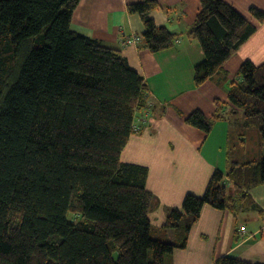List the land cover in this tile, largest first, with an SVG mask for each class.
<instances>
[{
	"label": "trees",
	"instance_id": "obj_1",
	"mask_svg": "<svg viewBox=\"0 0 264 264\" xmlns=\"http://www.w3.org/2000/svg\"><path fill=\"white\" fill-rule=\"evenodd\" d=\"M79 1L0 0V264H172L203 206L235 219L262 215L249 190L264 185V158L229 161L201 196L187 194L180 207L163 209L160 226L152 223L159 204L146 188L148 169L122 160L149 89L117 50L71 31ZM198 3L188 32L204 56L195 87L226 78L223 65L257 29L223 0ZM173 9L155 0L127 5L151 53L177 36L149 14ZM248 14L264 22V12ZM236 75L228 114L264 138V63L245 60ZM213 104L211 116L195 110L185 124L208 134L225 119V104ZM212 264L254 263L222 256Z\"/></svg>",
	"mask_w": 264,
	"mask_h": 264
},
{
	"label": "crops",
	"instance_id": "obj_2",
	"mask_svg": "<svg viewBox=\"0 0 264 264\" xmlns=\"http://www.w3.org/2000/svg\"><path fill=\"white\" fill-rule=\"evenodd\" d=\"M140 1L80 0L70 29L117 50L149 89V109L135 114L137 122L145 118L147 124L141 134L130 137L122 160L148 169L146 188L159 204L151 220L160 226L163 209L180 207L187 194L201 196L215 170L225 172L229 161L242 163L264 158V148L253 158L240 154L231 157V148L238 146L242 150L250 138L258 146L264 145V138L244 126H240L242 131L236 130L235 136L231 135L235 120L233 114H228L227 104L228 88L239 81L236 73L242 62L248 60L255 66L264 63V22L257 24L248 14L251 7L264 12V0H223L257 29L223 65L226 78L214 76L200 87L194 86L193 71L204 56L199 45L188 38L199 10L198 0H155L174 9L168 13L155 10L149 17L156 26L177 36L171 48L158 53H151L144 46L142 22L127 12V5ZM129 37H134L135 42L125 44L124 39ZM215 101L225 104V119L215 122L208 134L185 124V115L195 110L211 116ZM231 140L236 146H229ZM249 194L262 209V215L246 213L235 219L228 212L203 206L199 221L189 232L186 248L174 251L172 264H212L214 249L217 258L230 256L264 264V185L250 189ZM243 220L244 233H239L238 224Z\"/></svg>",
	"mask_w": 264,
	"mask_h": 264
},
{
	"label": "rangeland",
	"instance_id": "obj_3",
	"mask_svg": "<svg viewBox=\"0 0 264 264\" xmlns=\"http://www.w3.org/2000/svg\"><path fill=\"white\" fill-rule=\"evenodd\" d=\"M129 38H131V39H133V42L132 43H134L135 42V39H134V37H129ZM128 39L127 38H125L124 39V43L125 44H129L128 42ZM132 43H130V44H132ZM263 64V63H262ZM261 65V64H260ZM258 66V65H257ZM148 106L145 108V111H147L148 109H149V101H148V104H147ZM233 119L235 120L234 121V123H235V126H234V128L235 129H233L232 131H231V135H233V136H235L236 134H237V131L236 130H240V131H242V129H241V127L240 126H243V122H242V120L240 119V116H237V115H234L233 114ZM133 124L134 125H132V131H133V134L135 135V134H141L142 133V131H143V128H145V126H146V124H147V120L145 119V118H143V119H138V122L135 120L134 122H133ZM245 128V127H244ZM247 129H255V131L259 134V132H258V130L256 129V128H253V127H251V128H247ZM260 135V134H259ZM238 138H241V137H238ZM237 143V142H236ZM231 145H234V146H236L235 145V143L233 142V140H231V143H229V146H231ZM242 146V145H241ZM263 148H264V145H260V146H258L256 143L254 144V143H252V140H251V138L247 141V144L242 148V150L238 147V146H236L235 148H231V157L232 158H236L235 156H238V154H240V155H242V156H244L245 158H247V157H251V158H253V155L254 154H259V152L260 151H262L263 150ZM233 160V159H232ZM229 191H232V189H231V187H229ZM173 208H175V207H173ZM241 232L242 233H244V230L242 231L241 230ZM172 238H173V236H171V237H166V239L168 240V241H172ZM211 256L215 259V258H217V251H215V249L211 252ZM173 257V256H172Z\"/></svg>",
	"mask_w": 264,
	"mask_h": 264
},
{
	"label": "built area",
	"instance_id": "obj_4",
	"mask_svg": "<svg viewBox=\"0 0 264 264\" xmlns=\"http://www.w3.org/2000/svg\"><path fill=\"white\" fill-rule=\"evenodd\" d=\"M128 39V43L130 44V43H132L133 42V39H131V38H127Z\"/></svg>",
	"mask_w": 264,
	"mask_h": 264
}]
</instances>
